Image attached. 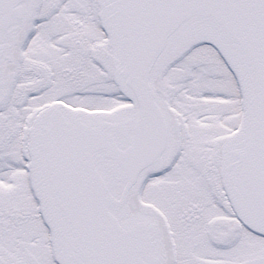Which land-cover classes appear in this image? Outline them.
Returning <instances> with one entry per match:
<instances>
[{
	"label": "snow or ice",
	"instance_id": "snow-or-ice-1",
	"mask_svg": "<svg viewBox=\"0 0 264 264\" xmlns=\"http://www.w3.org/2000/svg\"><path fill=\"white\" fill-rule=\"evenodd\" d=\"M0 264H264V0H0Z\"/></svg>",
	"mask_w": 264,
	"mask_h": 264
}]
</instances>
